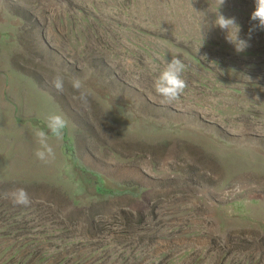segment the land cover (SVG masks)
<instances>
[{
    "label": "rangeland",
    "instance_id": "rangeland-1",
    "mask_svg": "<svg viewBox=\"0 0 264 264\" xmlns=\"http://www.w3.org/2000/svg\"><path fill=\"white\" fill-rule=\"evenodd\" d=\"M219 3L0 0V264H264V30L255 0ZM173 57L186 87L166 102L154 81ZM50 113L67 137L42 162Z\"/></svg>",
    "mask_w": 264,
    "mask_h": 264
},
{
    "label": "clouds",
    "instance_id": "clouds-1",
    "mask_svg": "<svg viewBox=\"0 0 264 264\" xmlns=\"http://www.w3.org/2000/svg\"><path fill=\"white\" fill-rule=\"evenodd\" d=\"M221 3H223V0H220L219 5ZM203 17L201 18L199 27V33L201 36L200 47L204 43L202 28L205 27V22L203 21ZM250 19L256 22L257 28L264 30V0H255V8L251 13ZM212 26L219 27L225 32V38L227 42L233 46L236 54L244 52L248 47V41L241 38L239 35L241 27L236 22L235 18H225L223 15L217 13L214 21L212 22ZM184 71L185 65L179 58L173 57L165 61L164 69L159 73L154 81V90L158 95L163 97L166 102H171L177 99L185 89L186 83L183 78ZM52 83L53 87L57 91H62L63 81L60 75H56L53 78ZM73 86L79 89L81 87L80 81L75 80L73 82ZM81 100L84 108L87 110L88 100L87 96L83 93L81 94ZM45 127L48 129L47 134L43 129H37L34 133L40 146L35 151L34 155L37 160L42 162H47L48 159L54 156L53 149L47 142L49 135L55 137L57 140H62L64 130L67 127V120L62 114L50 113L46 118ZM7 195L14 206L27 207L31 203L27 192L23 188H17Z\"/></svg>",
    "mask_w": 264,
    "mask_h": 264
},
{
    "label": "trees",
    "instance_id": "trees-1",
    "mask_svg": "<svg viewBox=\"0 0 264 264\" xmlns=\"http://www.w3.org/2000/svg\"><path fill=\"white\" fill-rule=\"evenodd\" d=\"M66 133L64 131V138H66ZM65 145V152L70 157V160L74 163V157H73V146L72 143L69 144V142H64ZM68 145V146H67ZM80 172L84 175L86 174V169H80ZM90 177H87V183L91 184L95 190V192L102 196H111L116 193V191L112 190L111 188H108L104 185L103 179L100 177V175L96 173H88Z\"/></svg>",
    "mask_w": 264,
    "mask_h": 264
}]
</instances>
